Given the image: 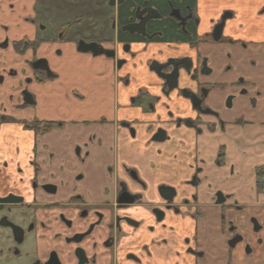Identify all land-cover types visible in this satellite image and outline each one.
<instances>
[{
    "label": "flooded vegetation",
    "instance_id": "flooded-vegetation-1",
    "mask_svg": "<svg viewBox=\"0 0 264 264\" xmlns=\"http://www.w3.org/2000/svg\"><path fill=\"white\" fill-rule=\"evenodd\" d=\"M24 1H0V47L11 27L20 55L49 45L28 76L0 72L17 102L0 114V264H264V165L246 172L264 160L250 139L264 127L262 25L237 38L238 10L207 17L200 0ZM67 45L110 60L126 98L78 93L67 111L82 120L45 117L37 89ZM239 128L245 154L223 143Z\"/></svg>",
    "mask_w": 264,
    "mask_h": 264
},
{
    "label": "crops",
    "instance_id": "crops-1",
    "mask_svg": "<svg viewBox=\"0 0 264 264\" xmlns=\"http://www.w3.org/2000/svg\"><path fill=\"white\" fill-rule=\"evenodd\" d=\"M201 13L210 17L215 12L214 7L217 5L219 8L224 7H232L238 10V23L242 26L241 30L238 32L235 31L237 38H241L243 40H250L252 38L251 34V24H259L262 25V30H257L258 33H263L264 39V13H261L264 10V0H200L199 2ZM231 29V28H229ZM228 34L231 31L227 32ZM70 46H65V57L63 69L57 68L55 69L59 77L57 79H48L45 84L37 89V98L43 99L42 102L46 100L47 103V111L45 117L49 120H65L69 122L71 120H82V117H77L76 115H70L67 111V104L70 101H76L78 97V93L83 95L84 98H111L114 105L118 98H126V91L122 87V82L118 83L117 80V71L114 69L113 64L110 60L105 57L93 58L90 55L83 54H72L70 50ZM240 56L234 60V63H240L243 71H250L249 66V56L248 52H240ZM75 58L86 59L87 62L93 63V66L89 65L86 67L88 70H84L85 67L81 64L78 68ZM260 64H263V59L260 56L255 57ZM104 65V66H103ZM79 70V72L77 71ZM78 74V77H77ZM36 90V85H35ZM60 100H63L64 106L63 109L60 110ZM84 118V117H83ZM70 126V125H69ZM237 132V134L235 133ZM235 134L227 135L223 138V143L230 146L231 150H238L241 154H245L248 152V148L246 145L248 140L243 136V130L239 128V130H235ZM251 134L254 135L253 138L257 144V153L262 156L264 159V127L258 125L255 129H252ZM230 134V132H229ZM234 136V137H233ZM230 139H228V138ZM186 144L183 146H188L191 144L188 140L183 139ZM205 141L201 142L204 143ZM230 150V153H231ZM264 165V160L262 162H257L252 164L249 168H247V176H252V171H255L257 167ZM242 165V169H243ZM250 180V179H248ZM253 186V185H251ZM245 190L250 188V185L246 183L244 186ZM252 188V187H251ZM227 190V189H226ZM241 188V191H245Z\"/></svg>",
    "mask_w": 264,
    "mask_h": 264
},
{
    "label": "rangeland",
    "instance_id": "rangeland-1",
    "mask_svg": "<svg viewBox=\"0 0 264 264\" xmlns=\"http://www.w3.org/2000/svg\"><path fill=\"white\" fill-rule=\"evenodd\" d=\"M0 1L2 3L8 4L14 0H0ZM25 1L30 3V0H25ZM23 7H24V5H23ZM38 21L39 22L42 21V23H44V24H40L41 32H38V34L41 37L48 36L50 34V32L46 31L47 28L44 27L46 25V22H44L42 18H40ZM3 29H4L3 31L0 30L1 31L0 32V44L4 40L3 33H6V30H7L6 27ZM67 29H68V27L65 26L64 31H66ZM17 32H18L17 29L11 27L9 34H8V36H9L8 46L7 47H0V72L4 73V72H8V70L12 69V68H20L18 65L21 64L23 67L26 66V68L28 70L24 76H26V75L28 76V74L30 72L29 66L31 65V63H30V65H29V63L27 65L25 61L31 60L35 56L38 58L44 57L43 53H46V51H47L45 47H47V45H49V44L43 43L40 46V48L38 49L37 54L35 56L33 54V49H31V48H29V50H27L24 55H20L15 51V46H14V42L19 40V38L16 37V36H18ZM5 35H7V34H5ZM57 44H58L57 46L61 45L60 43H57ZM0 75H2V74H0ZM11 78H12V76L7 74V76L4 77L3 80L0 79V114H5L7 111L12 110V106L17 103L16 98L10 97V94L13 92V84H11ZM31 87H33V84L31 85ZM17 91L18 90H16L14 92V96H15V93ZM237 103L238 102L235 101V104H237Z\"/></svg>",
    "mask_w": 264,
    "mask_h": 264
},
{
    "label": "built area",
    "instance_id": "built-area-1",
    "mask_svg": "<svg viewBox=\"0 0 264 264\" xmlns=\"http://www.w3.org/2000/svg\"><path fill=\"white\" fill-rule=\"evenodd\" d=\"M260 194L261 196L264 198V178L261 182V186H260Z\"/></svg>",
    "mask_w": 264,
    "mask_h": 264
}]
</instances>
